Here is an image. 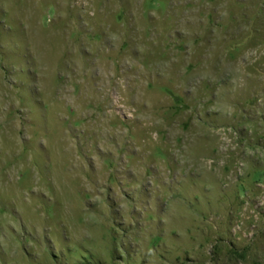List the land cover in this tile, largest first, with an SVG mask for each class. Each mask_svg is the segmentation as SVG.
<instances>
[{
  "label": "rangeland",
  "instance_id": "obj_1",
  "mask_svg": "<svg viewBox=\"0 0 264 264\" xmlns=\"http://www.w3.org/2000/svg\"><path fill=\"white\" fill-rule=\"evenodd\" d=\"M0 264H264V0H0Z\"/></svg>",
  "mask_w": 264,
  "mask_h": 264
}]
</instances>
